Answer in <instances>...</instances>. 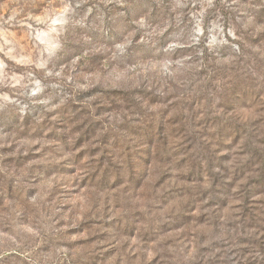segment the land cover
Wrapping results in <instances>:
<instances>
[{
  "label": "rangeland",
  "instance_id": "1",
  "mask_svg": "<svg viewBox=\"0 0 264 264\" xmlns=\"http://www.w3.org/2000/svg\"><path fill=\"white\" fill-rule=\"evenodd\" d=\"M0 264H264V0H0Z\"/></svg>",
  "mask_w": 264,
  "mask_h": 264
}]
</instances>
